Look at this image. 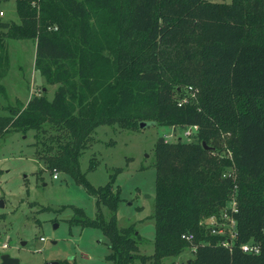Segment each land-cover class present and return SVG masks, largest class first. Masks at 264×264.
I'll use <instances>...</instances> for the list:
<instances>
[{
  "label": "trees",
  "instance_id": "trees-1",
  "mask_svg": "<svg viewBox=\"0 0 264 264\" xmlns=\"http://www.w3.org/2000/svg\"><path fill=\"white\" fill-rule=\"evenodd\" d=\"M14 2L19 23L0 22V137L33 132L36 159L95 196L97 216L73 220L102 229L113 264H162L186 246L187 264H264V0ZM8 39L35 41L34 67L57 85L50 100L33 94L24 106L2 108ZM188 87L195 100L179 104ZM140 122L197 127L192 141L156 140L148 256L138 253L134 224L117 226L114 179L95 186L80 170L98 126L135 129ZM225 148L229 157L220 154ZM232 164L238 176L228 171ZM232 198L236 237L224 245L226 235L205 221ZM249 241L260 245L258 254L242 252Z\"/></svg>",
  "mask_w": 264,
  "mask_h": 264
},
{
  "label": "rangeland",
  "instance_id": "rangeland-1",
  "mask_svg": "<svg viewBox=\"0 0 264 264\" xmlns=\"http://www.w3.org/2000/svg\"><path fill=\"white\" fill-rule=\"evenodd\" d=\"M0 12V22L19 23L14 0H0ZM35 45L34 40H6L9 65L1 79L7 91L1 99L3 109L24 106L33 94L44 93L49 100L53 97L57 85L47 84L34 67ZM184 95V101L195 100V94ZM183 132L178 126L151 122L135 129L101 125L93 131L91 143L80 157V170L93 185L114 179L113 187L119 189L120 197L117 226L135 225L142 239L140 255L148 256L154 248L156 140L162 136L167 141H188ZM32 134L10 131L0 137V263L1 255L8 254L18 258L20 264H63L72 260L78 264H113L109 258L110 241L102 229L74 221L83 215L90 219L97 216L95 196L70 175L48 170L43 161L37 160ZM220 154L229 157L226 148ZM91 161L95 164L93 169H89ZM228 171L239 175L233 164ZM102 212L107 218L109 212L103 206ZM223 213L205 223L210 229L221 231L216 233L229 234L230 221L223 219ZM40 237L44 240L40 241ZM192 258L191 247L186 246L178 256L164 257L162 264H187ZM131 264L150 263L135 259Z\"/></svg>",
  "mask_w": 264,
  "mask_h": 264
},
{
  "label": "built area",
  "instance_id": "built-area-1",
  "mask_svg": "<svg viewBox=\"0 0 264 264\" xmlns=\"http://www.w3.org/2000/svg\"><path fill=\"white\" fill-rule=\"evenodd\" d=\"M2 13L0 12V15ZM188 93H190V95H193V91L191 87H188ZM186 101H184V99H181L179 101V104L184 103ZM195 130H197V127L194 125L192 127L187 128L186 130H184V136H186L187 138H191V136L193 135V133L195 132ZM57 176L55 175L54 178H56ZM226 208L227 210L224 211L223 215V219H228L230 221V233L229 234H225V233H216V232H221V231H215V229H212V233H216V234H222V235H226V239L222 241V244L224 245H229L230 243H232V240L235 239L236 237V221L234 220L232 214L236 213L238 210L237 204H236V200L234 198H232L231 200H229L226 204ZM214 216H212L211 218H213ZM209 226V225H208ZM182 239L186 240V241H190L193 239V235L192 234H183ZM40 241H43L44 238L40 237L39 238ZM3 247H6V244L2 245ZM240 249L242 250V252L244 253H251V254H258L260 252V245L258 243H254L252 241L246 242V243H242L240 245Z\"/></svg>",
  "mask_w": 264,
  "mask_h": 264
},
{
  "label": "water",
  "instance_id": "water-1",
  "mask_svg": "<svg viewBox=\"0 0 264 264\" xmlns=\"http://www.w3.org/2000/svg\"><path fill=\"white\" fill-rule=\"evenodd\" d=\"M146 125L145 122H140L139 127H144ZM203 147L207 148L208 146L205 144V142L202 143ZM3 206V202L0 201V207ZM24 244V243H22ZM0 264H20V261L16 257H11L8 254H2L1 255V263ZM46 264H60L59 261H49Z\"/></svg>",
  "mask_w": 264,
  "mask_h": 264
}]
</instances>
